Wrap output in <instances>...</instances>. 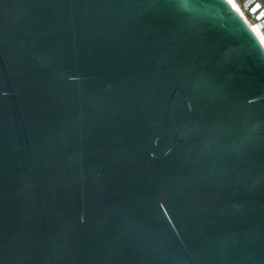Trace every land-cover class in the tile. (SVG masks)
Instances as JSON below:
<instances>
[{"label":"water","instance_id":"1","mask_svg":"<svg viewBox=\"0 0 264 264\" xmlns=\"http://www.w3.org/2000/svg\"><path fill=\"white\" fill-rule=\"evenodd\" d=\"M0 264H264V46L218 0H0Z\"/></svg>","mask_w":264,"mask_h":264},{"label":"built area","instance_id":"2","mask_svg":"<svg viewBox=\"0 0 264 264\" xmlns=\"http://www.w3.org/2000/svg\"><path fill=\"white\" fill-rule=\"evenodd\" d=\"M241 14L251 25H259L264 37V0H234Z\"/></svg>","mask_w":264,"mask_h":264},{"label":"bare ground","instance_id":"3","mask_svg":"<svg viewBox=\"0 0 264 264\" xmlns=\"http://www.w3.org/2000/svg\"><path fill=\"white\" fill-rule=\"evenodd\" d=\"M221 4H223L224 6H226L227 8H229L231 11L235 12L236 14H238L239 16L242 17V19L250 26V28L254 31V33L256 34V36L259 38L260 42L263 44L264 46V37L261 33V30L259 28V25H251L247 22V20H245L241 14L240 8L239 6L236 4V2L234 0H218Z\"/></svg>","mask_w":264,"mask_h":264}]
</instances>
